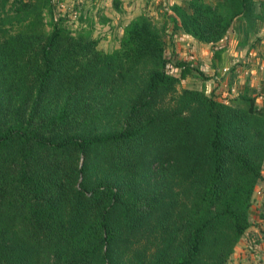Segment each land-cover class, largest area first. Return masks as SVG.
Masks as SVG:
<instances>
[{
  "label": "trees",
  "instance_id": "1",
  "mask_svg": "<svg viewBox=\"0 0 264 264\" xmlns=\"http://www.w3.org/2000/svg\"><path fill=\"white\" fill-rule=\"evenodd\" d=\"M54 9L0 0V264H228L264 181V101L179 90L202 71L166 38L219 48L264 0L141 14L107 53Z\"/></svg>",
  "mask_w": 264,
  "mask_h": 264
},
{
  "label": "crops",
  "instance_id": "2",
  "mask_svg": "<svg viewBox=\"0 0 264 264\" xmlns=\"http://www.w3.org/2000/svg\"><path fill=\"white\" fill-rule=\"evenodd\" d=\"M91 1H96V3H93L92 5V8L93 6H97L95 11L98 13L96 15L102 17L103 23L105 22L108 24L111 23V19L108 16L105 17L102 11L105 13V11H107L106 9H116L115 3L118 7L116 11H119L122 5L121 2L124 0H109L105 4H101L104 2V0ZM129 1L130 0H127V23L142 13H146V7L147 10L151 7V4L149 6V4L146 3V0H133L136 2V6L131 9L130 5L133 3H129ZM156 1L158 6L163 5L166 7V9L162 11V9L157 10L158 6H155L157 11L155 12L157 15L156 18L160 20V24L158 23V25H162L165 21L164 17L172 15V12L170 7L167 6V3H165L166 0H161L162 3H160L159 0ZM255 1L260 3L262 0ZM185 2L186 0H174L172 3L170 1V4L184 6ZM81 3H83L85 6L86 1L83 0ZM137 8H139L138 11ZM131 10H136V12L139 13H132ZM151 11L154 13L153 8ZM149 16H151V13ZM182 41H185V43L191 45L192 47L189 52V59L200 60V56L202 57L204 66H200L199 68L204 73V76L207 77V81L202 82L201 88L203 87L202 85L205 84L208 93H215L216 88L218 87L221 93L222 90L228 86V88L224 90V95H228L229 98H235L239 95H242L243 93H247L249 96L255 97L256 103L258 105L263 103L264 19L256 20L251 25V27H248L247 23L243 20L236 21L233 24L232 31L228 34V36L219 44H217V46L223 50L222 54L220 55L221 61H217V59H215V51H218L219 48H212L211 45L196 42L193 38L180 33L179 35H176V37H174L173 41L171 42L173 43L172 47L177 49V52L178 50L185 48L184 42ZM188 58H184L183 61L191 62L188 61ZM205 60H207V62H205ZM230 75L232 76L231 78H235V84L232 83V79L227 85L225 80L226 77ZM239 85H241V87ZM229 93L232 94L230 95ZM261 187L264 188V181L258 186L257 190H259ZM250 213L252 226L247 231L245 237L235 248L234 254L228 264H258V261L260 262L259 264H264V244H256L257 233L264 230V196L258 198L255 195V202ZM251 252L254 254L252 255ZM249 253L251 254L250 256Z\"/></svg>",
  "mask_w": 264,
  "mask_h": 264
},
{
  "label": "rangeland",
  "instance_id": "3",
  "mask_svg": "<svg viewBox=\"0 0 264 264\" xmlns=\"http://www.w3.org/2000/svg\"><path fill=\"white\" fill-rule=\"evenodd\" d=\"M82 1L81 0L80 1L79 0H54V5H55L54 15H55V17L56 18L65 17L66 18L65 19V26L68 27L71 31H73L75 33L80 32V31H82V32L88 31V30L91 31L92 37L95 40H98V49L103 51V52H106V53L111 52L114 49L118 48L119 41H120V38H121L122 33H123V28L131 21L130 20L127 23V0H124L121 2L122 5H121V8L119 11H116L115 8L114 9L110 8V10L106 9L107 11H105V13H104V11H102V13L104 14L105 17L108 16L111 19V23H108V24H106L105 22L103 23L102 17H99L96 15L98 13L97 11H95L97 6H93V8H92L93 3H96V1L85 0L86 1L85 6L83 3H81ZM108 1L109 0H104V2L101 4H105ZM170 1L172 3V1H174V0H166L165 3H167V6L171 8L172 4H170ZM206 1L213 3L216 0H206ZM159 2L162 3L161 0H159ZM129 3H133L130 5L131 9L134 6H136L135 5L136 2L133 0H130ZM146 3H148L149 6L151 4V7L148 10L146 7L147 12L144 14L148 15V13H149V15H150V13H151L150 17L152 18L154 23L160 24V20L156 18L157 15L155 14V12H157L155 6H158L157 1L156 0H146ZM125 7H126V9H125ZM130 8H128V9H130ZM152 8H153L154 13H152V11H151ZM159 9H162V11H164L166 9V7L163 5H159L157 10H159ZM138 10H139V8H137V11ZM131 11H132V13H135V14L139 13V12L137 13L136 10H134V11L131 10ZM135 14H132V15H135ZM44 21L46 24V28L49 30L50 29V27H49L50 17L45 15ZM90 24H92V25L90 26ZM182 42H184L185 48L184 49L182 48V49L178 50V52H177V49L172 47L173 43H171V40L169 38H166V54H167V56L171 55L173 62L183 60L184 58H186V57L188 58L190 56L189 52L192 49L191 45L185 43V41H182ZM172 48H173V50H172ZM180 51H182V52H180ZM183 53H185V54H183ZM188 61H191V62L193 61L195 66L198 68L200 66H204V64H203L204 62H203L201 56H200V60L189 59ZM205 62H207V60H205ZM173 74L178 76L179 71H176ZM203 75H204L203 72L201 75L198 74L197 72L193 73V76L189 77L187 80L182 81L180 83V85L178 86V89L179 90L184 89V88L201 89V84H202V82H204L203 77H205ZM231 77H232L231 75L226 77L225 81L227 82V85L233 79ZM234 82H235V78L233 79L232 83H234ZM202 86H203L202 87L203 90L207 91L205 84H203ZM239 86L241 87V85H239ZM217 88H216V92L213 93L217 98L223 99V100H226L227 98H229L228 95H224V90L227 89L228 86L222 90L223 93L222 92L220 93L219 88L218 89ZM207 93H208V91H207ZM259 189L262 191V196H264V188L261 187ZM263 237H264V230L257 233L256 244H263V242H262ZM251 254L253 255L254 253L251 252ZM251 254L249 253V256ZM259 263L260 262L258 261V264ZM252 264H254V263H252Z\"/></svg>",
  "mask_w": 264,
  "mask_h": 264
},
{
  "label": "built area",
  "instance_id": "4",
  "mask_svg": "<svg viewBox=\"0 0 264 264\" xmlns=\"http://www.w3.org/2000/svg\"><path fill=\"white\" fill-rule=\"evenodd\" d=\"M256 196L257 197H262V191L259 189V190H256ZM262 242H263V244H264V237H263V239H262Z\"/></svg>",
  "mask_w": 264,
  "mask_h": 264
}]
</instances>
